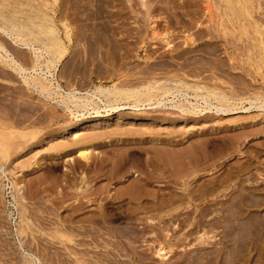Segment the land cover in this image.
I'll return each instance as SVG.
<instances>
[{
  "label": "rangeland",
  "instance_id": "rangeland-1",
  "mask_svg": "<svg viewBox=\"0 0 264 264\" xmlns=\"http://www.w3.org/2000/svg\"><path fill=\"white\" fill-rule=\"evenodd\" d=\"M42 24L51 97L0 65V264H264V109L214 108L264 103V0H0V27ZM55 83L127 98L77 119Z\"/></svg>",
  "mask_w": 264,
  "mask_h": 264
},
{
  "label": "bare ground",
  "instance_id": "bare-ground-1",
  "mask_svg": "<svg viewBox=\"0 0 264 264\" xmlns=\"http://www.w3.org/2000/svg\"><path fill=\"white\" fill-rule=\"evenodd\" d=\"M18 15V14H17ZM249 16V15H247ZM48 18V17H47ZM17 21V20H16ZM248 24V23H247ZM43 25V24H42ZM49 26V25H48ZM46 27L44 29V25L43 26H40V28H43L42 30L40 29H33V31H30L29 29H25L26 32H28V35L27 37L22 33V29H13V32H11V30L9 28H6L5 26L4 27H0V34H2L3 36L5 37H8V38H11V40L13 41V44L17 47H21L22 50H28L30 51V54L28 56L31 57V61L29 60H25L26 61H29V66H28V63H24L23 61H21V59L19 60L17 58V55H14L10 48L5 44V42L3 41V43L0 42V65L1 66H4V67H7L9 68L10 70H12L13 72H16L17 74H19L18 76H20L25 85L28 87V88H32V89H36V91H40L43 95H45L44 93L46 92L48 94V96L51 97L52 93L50 94V89L53 88L50 86H54V83L53 81L56 79L55 78V75L49 71V68L48 71H45L43 68H42V64H43V61L45 60V58H50V62L54 63L53 61V58H57V59H60L62 60L64 55H63V46L60 42V39L59 37L57 36V34L55 33V31L53 30V28L51 27ZM245 26V25H244ZM73 33V32H72ZM68 37H70L68 34H67ZM2 36H0V39H1ZM4 39V37H2ZM2 39V40H3ZM73 39V38H72ZM6 40V39H5ZM70 40V39H69ZM118 42V41H117ZM264 43V42H262ZM12 44V43H11ZM112 44V43H111ZM41 45L46 47V49H42L41 48ZM263 45V44H262ZM257 48V47H256ZM24 52V51H23ZM15 53V52H14ZM26 54V53H25ZM24 54V55H25ZM255 55V54H254ZM25 57V56H24ZM22 57V58H24ZM28 59V58H26ZM24 60V59H23ZM48 60V59H47ZM49 61V60H48ZM45 63V62H44ZM89 63V62H88ZM57 64V63H56ZM111 64V63H110ZM46 65V64H44ZM54 65V64H53ZM119 75V74H118ZM72 76V75H71ZM151 76V75H150ZM177 77V76H176ZM70 80V79H69ZM160 81V80H159ZM163 81V80H162ZM68 82V81H67ZM161 82V81H160ZM167 82V81H166ZM165 82V83H166ZM184 82V81H183ZM70 83V82H69ZM56 84V83H55ZM80 84V83H79ZM82 84V83H81ZM57 85V89L56 91H58L59 93L58 96H62L65 100H63L62 104H64V106L70 110V114L73 115L74 118H77L79 119L80 117H82L84 114H80V112L82 111H85L86 109H88L90 106H92V104H94L96 106V101H98V103H103L105 104V100L107 102H110L111 101H120L121 100V97H124L126 96V90L120 88L117 86V83H114L112 85H108L109 87L105 88L103 86H96L94 89H90L86 92H82V90L80 91L79 89H76V88H73L72 90L70 91H65V95L61 94L60 92L63 91L61 89V86L59 84H56ZM55 85V86H56ZM136 85V84H135ZM127 86V85H126ZM149 86V85H148ZM73 87V86H72ZM79 87V86H78ZM86 87V86H85ZM89 87V86H88ZM133 87V86H132ZM179 87V86H178ZM127 88V87H126ZM154 88V87H153ZM153 88H148L146 89L147 93L150 95V93H154L153 91ZM177 88V87H176ZM190 87H187V90L189 89ZM169 89V88H168ZM175 90V89H174ZM196 90V89H195ZM128 91V90H127ZM166 91V90H165ZM182 91V90H181ZM180 90H176V93L175 94H180L182 95V97H188L190 96L188 93H184L183 91L181 92ZM213 91V90H212ZM31 92V91H30ZM130 92V90H129ZM161 92V91H160ZM40 93V94H41ZM63 93V92H62ZM171 93V91H166L164 92V95L166 94H169ZM196 93V92H195ZM199 94V92H198ZM215 98L219 101V102H222L223 104L224 103H229L230 102V98H227L225 96V94H219V93H216L214 92L213 93ZM140 95V94H139ZM174 95V94H173ZM185 95V96H184ZM48 96H46V99H49L47 98ZM56 96V95H55ZM152 96V95H151ZM175 96V95H174ZM193 96V95H192ZM204 96V95H203ZM153 97V96H152ZM178 97V95H177ZM57 98V96H56ZM59 98V97H58ZM57 98V99H58ZM127 98V96H126ZM139 98V97H138ZM196 98V99H195ZM201 98V97H200ZM199 98V100H201ZM205 98V97H204ZM55 99V98H54ZM56 99V100H57ZM61 99V98H60ZM153 99V98H152ZM166 99V98H165ZM188 99V98H186ZM194 99L195 100H198V95L194 96ZM258 99V98H257ZM185 100V99H184ZM183 100V101H184ZM51 101V100H50ZM58 101V100H57ZM151 101V100H149ZM148 101V103H150ZM170 101V100H169ZM175 101V100H174ZM183 101H181L183 103ZM202 101V100H201ZM217 101V102H218ZM233 101V100H232ZM240 101V100H239ZM250 101V100H249ZM257 101V100H256ZM259 101V100H258ZM257 101V102H258ZM61 102V100H60ZM106 102V103H107ZM136 102V101H135ZM152 102V101H151ZM200 102V101H199ZM203 102L206 104V105H211V103H209V101H207L206 99L203 100ZM235 102V101H234ZM247 102V101H246ZM118 103V102H117ZM116 103V104H117ZM147 103V102H146ZM163 103V102H162ZM175 103V102H174ZM184 103H188V105H190V108L189 107H186L184 106L183 104L178 107L179 111H186V112H190V113H198V112H203L202 109L198 108L200 106H196L195 104L191 103V101L189 100H185ZM198 103V102H197ZM203 103V104H204ZM249 103V102H248ZM113 104V103H112ZM115 104V103H114ZM143 104V102H142ZM156 104V103H155ZM200 104V103H199ZM73 106V108H71V106ZM119 105V104H118ZM161 105V104H160ZM222 105V104H221ZM230 105V104H229ZM234 105V104H232ZM140 103L138 105H134L133 108H136V109H139L140 107ZM143 106V105H142ZM146 106V105H145ZM150 106V105H148ZM147 106V107H148ZM154 106V105H153ZM225 106V105H224ZM223 105L222 106H216L214 107L216 109L215 113H226L229 112H234L233 114L237 113V111H242V110H250V109H253V108H257V109H264V103H261L260 102V105H256L255 103V100L254 101H250V107L247 108V107H241V108H236V109H232V108H227V107H224ZM236 106V105H235ZM94 107V106H93ZM98 107V104L97 106ZM151 107V106H150ZM161 107V106H160ZM238 107V106H237ZM95 108V107H94ZM93 108V111L96 110ZM119 108H121V106H116V107H111V110H118ZM142 108V107H141ZM210 108V107H209ZM208 108V109H209ZM108 109V108H107ZM144 110V109H142ZM88 111V110H87ZM86 112V111H85ZM97 114L100 113L99 111H95ZM106 112V111H105ZM115 112V111H114ZM89 113V112H88ZM94 117V116H93ZM96 117H98L96 115ZM76 119V120H77ZM117 119V118H116ZM93 120V119H92ZM90 121V126H96V123H98L99 121L98 120H93V121ZM100 120V119H99ZM103 121V120H102ZM110 122V121H109ZM118 122V121H117ZM88 123V122H87ZM88 123V124H89ZM101 122H99L100 124ZM82 124V123H81ZM79 124L77 125V127L75 126V128H73V134L74 138L75 139L77 137V131L80 130V128L82 127V125ZM98 125V124H97ZM88 126V125H87ZM80 127V128H79ZM81 129H84V128H81ZM144 132V131H143ZM126 133V132H125ZM81 134V133H80ZM131 134V133H130ZM69 135V134H68ZM89 137V136H88ZM78 138V137H77ZM91 139V138H90ZM84 140V139H82ZM92 140V139H91ZM94 140V139H93ZM185 140V139H184ZM86 141V140H85ZM144 141V140H143ZM80 142V140H79ZM89 142V140H88ZM77 143V142H75ZM6 144V143H5ZM80 144V143H79ZM85 144V142H84ZM8 145V144H7ZM81 145V144H80ZM90 149V148H89ZM89 149H81L78 151V156L79 158L82 160V162H86L87 165L89 164V161H90V158H89V155H90V150ZM195 149V148H194ZM194 151V150H193ZM77 152V151H76ZM57 155V154H56ZM159 156V155H158ZM139 157V156H138ZM138 159V158H137ZM180 159V158H179ZM165 160V159H164ZM127 161V160H126ZM144 161V160H143ZM108 162V161H107ZM128 162V161H127ZM169 162V161H168ZM162 165L164 164V161L162 160ZM178 165V164H177ZM27 166V165H26ZM115 167V166H114ZM148 167V166H147ZM166 167V166H165ZM164 168V167H163ZM106 169V168H105ZM161 169V167L159 168ZM151 170V169H150ZM156 170V169H155ZM162 170V169H161ZM155 172V171H154ZM134 174V173H133ZM136 174V173H135ZM147 175V174H146ZM136 177H139L138 175L135 176ZM190 177V176H189ZM164 178V177H163ZM125 184V183H124ZM124 188V187H123ZM128 189V188H127ZM45 190V189H44ZM186 191V190H185ZM260 193V192H259ZM131 194V193H130ZM143 197V196H142ZM183 197V196H182ZM245 201L244 203H254L252 200L253 198H251L249 195H246L245 196ZM112 200V199H111ZM119 200V199H118ZM169 200V199H168ZM154 201V200H153ZM149 202V201H148ZM112 203V202H111ZM256 203V202H255ZM164 204V203H163ZM240 204V203H239ZM258 204V202H257ZM244 206V205H243ZM251 206V205H250ZM254 206V205H253ZM249 207V206H248ZM246 208V207H245ZM244 209V208H243ZM249 208H247L248 210ZM250 212V211H249ZM247 213V211L245 213H243L244 215ZM251 213V212H250ZM248 214V213H247ZM243 215V217H244ZM249 216V214H248ZM246 217V215H245ZM261 218V217H260ZM246 220H249V219H246ZM261 221V220H260ZM249 222V221H248ZM248 225V224H247ZM247 227V226H246ZM248 228V227H247Z\"/></svg>",
  "mask_w": 264,
  "mask_h": 264
}]
</instances>
